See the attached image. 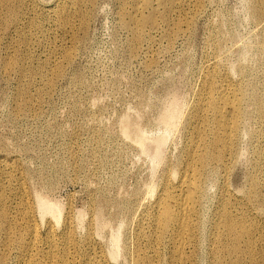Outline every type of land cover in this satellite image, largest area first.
I'll return each instance as SVG.
<instances>
[{
	"label": "rangeland",
	"instance_id": "rangeland-1",
	"mask_svg": "<svg viewBox=\"0 0 264 264\" xmlns=\"http://www.w3.org/2000/svg\"><path fill=\"white\" fill-rule=\"evenodd\" d=\"M65 1L72 5L70 0H18L12 19L0 0V186L12 222V228L0 226L4 264H25L15 240L24 232L20 224L25 219L38 229L35 258L45 261L49 252L54 264L63 258L71 264H136L137 250L153 264H228L229 255L218 261L214 253L222 187L236 196L232 215L255 229L253 255L238 264H264V210L259 205L264 200V135L259 134L264 115L256 113L254 104L257 100L264 111V6L254 16L258 0H175L174 6L171 0H139L140 11L132 0H92L88 6L77 0L78 9L87 7V21L83 25L75 14L64 28L60 11ZM121 7L138 18L158 19L155 29L146 23L134 49ZM17 52L26 55L27 66H43L23 96L18 89L28 76L2 64L5 55ZM55 62L62 72L50 86ZM213 63L243 79L250 97L243 103L229 167L212 169L204 179L197 236L189 246L182 244L177 255L171 238L159 232L148 243L157 229L149 214L170 170L176 172L171 174L175 183L189 139L187 117L204 69ZM174 97L177 115L165 127L161 116ZM125 117L139 119L150 137L167 131L155 170L148 157L151 144L141 149L134 131L122 134ZM251 175L260 186L256 197L248 199L244 194ZM36 194L59 203L58 221L39 215ZM96 213L104 222L99 229ZM68 214L73 217L70 238L58 233L48 239V228L60 232ZM115 230L120 234L117 258L110 254Z\"/></svg>",
	"mask_w": 264,
	"mask_h": 264
},
{
	"label": "bare ground",
	"instance_id": "bare-ground-1",
	"mask_svg": "<svg viewBox=\"0 0 264 264\" xmlns=\"http://www.w3.org/2000/svg\"><path fill=\"white\" fill-rule=\"evenodd\" d=\"M70 1L72 5L68 6L67 4L69 2L65 1L60 11L62 26L64 28L70 26V19L75 14L81 16L82 24L85 25L87 21V7L83 11L75 6L77 0ZM85 1L88 6L92 0ZM132 1L137 11H140V1ZM1 3L7 8L10 18L15 19L19 7L18 0H1ZM171 4L174 6L176 4L175 0H171ZM263 6L264 1L258 0L257 4H254L252 14L258 16L262 12ZM134 14L127 11L125 7L120 8V18L124 19V23L131 30L132 39L130 45L132 49L142 42L146 23L149 24L148 26L151 29H155L158 26V19L155 17L151 16L148 19H142L136 17ZM21 40L24 43H28L29 38L23 36ZM25 58L26 55L24 53L17 52L14 55H5L2 60V64L7 69L16 70L19 76L26 75L29 78L28 82L19 87L18 95L20 96L28 93V88L25 85L29 84L34 75L43 73L42 64L38 66H27L25 64ZM64 58L68 62L71 58V53L69 51L66 52ZM55 63V67L52 68V76L47 83L50 86L52 85L53 79L62 72V67L57 62ZM217 78H219V81H217ZM249 97L250 93L243 79H234L228 72L218 70L215 63L205 67L201 87L196 93L195 106H193L187 117L189 139L185 148V154L181 158L178 166L179 173L174 183L171 176H174L176 173L175 170L168 172L170 173L168 177L169 182L162 183L157 198L152 205L151 214H149V218L156 222L157 229L155 228V234L149 236L147 239L148 243L154 241L159 232L161 235L171 238L174 254L177 255L181 253L180 249L182 244L187 246L192 244L194 238H196L195 236H197L195 231L196 218L204 200V179L212 169L214 170L220 167L227 169L229 167V160L232 157L236 140L241 132L240 122L244 115L243 103ZM177 104L178 102L174 97L166 106L161 116V121L165 124V127L166 125L174 123L178 111L176 108ZM254 104L256 113L264 115L262 104L257 100ZM128 117L122 118L124 119V121L121 119L122 123L120 121L122 134L128 137L134 131V137L137 140L135 141L140 145L141 149L151 144L148 157L153 165L159 163L163 159V153L161 152L164 148L162 147L166 143V140H168L167 131L163 130V128V131L161 130L162 132L158 130L161 133L156 131L158 134L150 137L139 127V119L136 123L135 119V122L130 121L133 119L131 117H129L131 118L130 120H127L129 119ZM259 134L264 135V129ZM148 140L149 142L146 143ZM155 168L156 166L154 170ZM250 179L244 194L248 199L256 197L260 186L259 181L254 176L251 175ZM1 188L0 186V226L2 224H8L12 228L11 218L6 209L7 198ZM235 198L236 196L230 193L228 188L222 187L221 201L218 208L219 220L215 223V226H217L214 237L215 246H217L214 251L216 255L215 260L223 261V256L229 255L226 261L228 264H238L244 258L252 256L255 243V229L252 231L246 227L247 223L243 218L232 215L231 203ZM36 204L39 209V215L42 218L48 214L55 222L59 220L62 207L58 202L51 201L47 196H42L41 194L36 196ZM259 205L264 210V200ZM76 216L81 218L83 211L78 212ZM99 216V213H96V220L98 221L97 229L104 223L102 220H99L101 219ZM72 219L73 217L68 214L60 232L56 231L55 227L51 225L46 233L47 238L49 239L50 236L60 233L63 237L69 239L71 236ZM100 221L102 222L99 224ZM20 226L22 227L20 230L24 232L21 236L16 237L15 240H19L18 244L24 250L23 259L25 264H54L52 258L49 261V252L47 253L45 261L43 259L39 260L40 258L36 259L32 253L36 248L39 233L38 229L31 224L30 219H25ZM142 235L143 230H140L138 237ZM110 237L112 242L110 254L113 258H117L119 255L118 246L120 234L115 230ZM5 260V255L1 254L0 264H4ZM134 260L136 264H153L151 261H147L138 250L134 252ZM253 260L254 258L251 261ZM55 264L71 263L64 261L63 258L60 263Z\"/></svg>",
	"mask_w": 264,
	"mask_h": 264
}]
</instances>
